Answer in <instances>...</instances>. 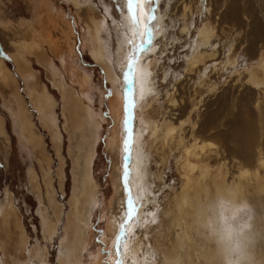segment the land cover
Here are the masks:
<instances>
[{"label": "bare ground", "instance_id": "obj_1", "mask_svg": "<svg viewBox=\"0 0 264 264\" xmlns=\"http://www.w3.org/2000/svg\"><path fill=\"white\" fill-rule=\"evenodd\" d=\"M63 1L71 3L79 9H85L87 15L85 32L88 50L93 60L102 66L104 76L111 85L112 97H110L109 101V119L112 121V128L105 143V149L115 157L116 161L113 163V172L110 179L112 180V196L110 197L108 207L111 210H117V213L114 214L112 210L106 216V231L102 238V243H104L105 248L111 249L109 260L117 264V255L119 254L120 264H169L175 258H179L181 264H217L214 249L199 234L194 226L195 206L206 194L227 186L238 187L242 194L249 200V188L247 183L245 184L240 180H234V178L230 179V181L225 180V174L222 171L224 169L222 167H220L222 170L220 168H214L213 171L212 169L210 170L212 171L211 173L208 172L207 161H210L212 158L210 155L202 154L203 150H205L203 144L207 142L202 143L199 140L200 137L198 138L201 135H195L193 129L197 120L194 123V121L190 120V116L187 115L191 111L196 110L195 106L201 100L192 103V109L189 112V106H183L185 113H181L180 117H177L178 119L176 118L174 121L171 117V108L175 107L177 101L175 99L176 97H170L168 100L169 105L166 108L167 111L159 119H153L149 113H143V118L140 120L143 125L142 133L138 130L137 120L139 119H136L132 112L136 104L138 105L142 100L149 97L150 93L155 90V85L151 79V62L150 60L147 61L146 55H155V52L160 49L159 44H161L162 48L166 44L171 43L173 33L168 31L171 26L161 28V21L157 20L158 17H153V26L149 32L150 40L137 53L135 81L131 91H129L127 87L120 84V79L115 74L116 70L114 69L118 66L120 71H123L130 52V49L127 48L128 37L132 36L133 33L127 13L125 14V11H123L121 26L115 23L114 27H112L114 44L110 48L109 39L111 32L110 27L108 28L106 18V16L110 17L108 9L110 7L107 8L104 6V14L97 15L95 13V6L91 0ZM172 1L169 0L167 6H170L169 3H172ZM37 2L36 5H33L34 15L32 21L21 20L17 23H12L10 20L0 17V28L2 30L13 29L16 32L15 36L17 38L15 39V44H13V46L15 45V51H12L10 56L16 68L15 72L25 86V92L30 100L33 111L36 113L39 124L42 129L49 132L56 155L55 157H57L60 163L59 170H57L60 186H62V181L64 180V175L62 174V170H64L62 168L64 167H61L63 165L60 156L62 135L55 116L56 100L51 96L48 89L39 83L37 72L29 64L28 57L34 53V46L38 47L39 44L46 43L45 45L49 46V50L57 54L56 57L63 66V69L64 67H70L68 68V70L71 69L70 75L76 78L73 83L70 82L74 86L66 88L63 75L56 70L52 61L43 58L37 62L49 72L52 85L60 93L63 118L65 119L63 130L66 128L69 132L68 156L71 158L72 187L68 201L69 210L66 214L65 225L62 231L63 236L58 244L57 264H85L83 263V256L85 255L83 253L87 250L88 245L89 218L92 210L98 205L97 203L99 201L98 186L94 178L93 168L98 155L97 150L100 143V131L102 129V123H104V117L102 118L100 111H97L94 107L90 92L89 77L85 72L76 71V68L73 67L72 54L74 50L73 46L68 43L70 31L72 32L73 26L68 23L67 28V25H65L62 28L64 31H61V35L58 37L60 41L51 42L52 38L49 35L47 27L39 20L38 14L40 7L38 5L41 3L38 4ZM200 3V0H175L174 4L171 5L170 8L172 17H175L174 20L178 21V19H181L183 21L182 27L179 29L180 33L184 35L189 34L194 23L192 15L196 13L194 11H196ZM193 7L195 8L190 11ZM207 7L208 9L211 8V22L209 20L196 28V36L192 42L190 53L185 57L184 72L187 75L192 74L194 76L195 85H201L205 88V91L211 93L216 91V86L213 78L209 76L210 72H214L215 75L220 71L226 73L229 70L228 75H232L242 70L239 74H246L245 80L247 79V83H251L257 91H264V0H215L212 4L208 3ZM47 9L49 12L47 21L49 23L53 22L57 16H59L60 21L65 20L64 12L59 14L53 5H49ZM1 12L0 15H2ZM256 12L257 17L254 16ZM137 15L140 20V35L141 39H143L145 22L147 20V7L142 0L138 5ZM244 16L246 18L251 17V25L248 21H244ZM112 19L111 21L114 24ZM170 23L172 24V21ZM244 28L243 36L235 43L231 39L233 31L236 30L235 33L240 34ZM222 31L228 34L230 33V37L221 45V48L217 49L213 45L212 40L218 37V33ZM103 32L106 33V37L103 36ZM57 33L59 34V32ZM155 41H160V43L157 45ZM219 41L221 42V40ZM62 43L67 53L64 51ZM72 43L74 45V42ZM17 49L21 50V53ZM166 74L167 72L164 74V80L167 78ZM17 82L13 72L0 59V84L3 86L11 84L14 87V101L11 100L12 103L4 107L7 108L5 110H7L9 118L14 125L17 140L29 155L37 150L45 157V166L41 160H38L40 164L38 165L41 169L42 181L46 189L45 197L48 206L44 207L39 198V208L45 237L48 238V241H52L62 219V209L56 201V196H54L55 193L50 181L51 160L45 152L42 136L38 132L29 111H27L20 98ZM125 94H127L128 99L126 122L124 112ZM180 99H182L181 96ZM154 100V102L158 101V99ZM197 113H194V116ZM3 122V119L0 117V137L7 140V134L4 128L5 122ZM125 124L129 133H131L129 138L125 137ZM185 125L190 127V135L184 133L186 132L184 131ZM144 133H148L149 136L150 146L147 148H144V143H142ZM129 139L131 141L130 152H125L123 141ZM235 139H237L239 146V149L235 151L245 153V156H247L248 149L250 150L251 148V141L247 139L242 141L238 136ZM157 144L159 145L155 148ZM207 144L208 146L210 144L213 146L212 143ZM153 148L158 152L157 154H160L159 158L162 165H165L169 161L167 160L168 153H171L173 149L177 150L178 156L174 160L182 179L179 190L177 192L172 190L173 197L168 202L167 208L163 211L164 220L161 219L162 221L158 220L159 217L156 215L157 207L152 214H149L150 212L146 213V217H144L145 211L142 212L144 214L142 215L140 212L141 207L139 208L140 205L142 206V199L153 193L151 191L153 184L151 178L160 181L163 179L161 176L162 170L161 172L150 173L151 171L148 167L150 166L149 162L152 155L150 150ZM257 151L259 158L258 166L255 168H263L264 170V152L262 149H258ZM121 157L124 160V166L122 167L119 161ZM254 171L255 175L253 176H255L256 181L255 191L259 195V204L262 210L260 215H256L255 223L257 228L264 233V177L261 178L257 174V170ZM124 172L131 173L130 177L127 178V184L130 185V198L135 211L133 212L134 218L128 224L126 231L121 233L120 242L117 244L116 237L120 231V224L124 219V213L126 211L125 200L128 197L125 185L121 182V177ZM243 174L246 175L247 173ZM27 179L29 185L38 191V175L31 167L27 168ZM154 198H156V195ZM9 199L10 194L6 190L4 199L0 202V264H48L45 248L28 249L27 237L22 228L18 227L19 236L17 240H14L12 223L13 221H17V218L14 217L15 208H13ZM48 208L52 210L53 217H50ZM142 216L144 217L143 220H139L142 219ZM153 220L155 221L154 223ZM17 224L19 223L17 222ZM153 224L156 225L154 226ZM148 235H153V243L151 242L152 240L150 241L148 239ZM9 248L17 254H22L26 261H18L15 253L14 255L9 254ZM139 253H141V256ZM101 254L102 252L97 250L94 255L90 256V261L87 264H103ZM256 255L258 259L264 260V237L261 238L256 247ZM156 256L159 258L158 261L155 259Z\"/></svg>", "mask_w": 264, "mask_h": 264}, {"label": "rangeland", "instance_id": "obj_2", "mask_svg": "<svg viewBox=\"0 0 264 264\" xmlns=\"http://www.w3.org/2000/svg\"><path fill=\"white\" fill-rule=\"evenodd\" d=\"M35 1H38V4H44L43 7L41 4L38 5L40 7L38 17L39 20L42 21L47 27L49 35H51L52 38L51 42H57L59 40L58 37L61 35V31H64L62 28H64L65 25H67V28L68 23L73 26L72 32L70 31L68 39V43L73 46L74 50L72 54V59L74 62L73 67L76 68V71L78 70L83 73L85 72L89 77L90 92L92 95L94 107L97 111H100L102 118L104 117V123H102V129L100 131V143L97 150L98 155L95 159L93 168V172L95 175L94 178L98 186L99 201L97 203L98 205L94 207L90 214V226L88 229L87 242L88 245L87 250L83 253V255L85 254L83 256V263L87 264V262L90 261V256L94 255L97 250H100L102 252L101 255L103 264H116L114 262L112 263V261L109 260L111 249L105 248L104 243H102V238L106 231V216H108L109 212L113 210L108 207V203L110 197L112 196V180L110 179L113 172V163L116 162L115 157L112 156L111 153L107 151V149H105V143L112 128V121L109 119V101L110 97H112L111 85L104 76L102 66L93 60L88 50V42L85 32L87 15L84 8L79 9L73 6L71 3H66L63 0H0V12L2 11V15H0V17L10 20L12 23H17L21 20L32 21V17L34 15L33 5H36ZM168 1L169 0H153L152 4L150 5L153 17H158L157 20L161 21V28H168L169 26H171L168 31H171L173 33V39L170 44L165 45L167 46L166 48L165 46H163L164 48H161V44H159L160 41H155L157 45L159 44L160 49L155 52V55H146L147 58L145 57L147 61L150 60L151 62V79L153 81V84L155 85V90L154 92L150 93L149 97L142 100L140 103H138V105L136 104V107H134L132 110L136 119H139L137 120L139 126L138 130L141 133L143 131V125L140 121L143 118V113H149L153 119H159L161 115L167 111L166 108L169 105L168 100L170 97H176L175 99L177 101L175 107L171 108V117L174 121L177 117H180L181 113H185V110H183V106H189V112L192 109V103L201 100L198 105L195 106L196 110L191 111L190 114L187 115L190 116V120L194 121V123L196 122V120L198 122L195 123L193 131L196 136L201 135L198 136V138L200 137L199 140L202 141V143L207 142L213 144V146L211 144L208 146L207 143L203 144L205 146V150H203L202 154L205 153L204 155H210L212 158L210 159V161H207L208 172L211 173L214 168L222 167L224 170H222V168L220 169L225 174V180L230 181V179L234 178V180L236 179L244 182L245 184L247 183L249 188V201L255 209L256 215H260L262 213V210L261 205L259 204V195L255 191L256 181L255 176L253 175H255L254 170H257V174L260 175L261 178L264 177L263 168H255L258 166L257 163L259 158L257 150L262 149L264 152V91H257L251 85V83H247V79L245 80L246 74H239V72L242 70H240L237 74L232 75H228L229 70H227L226 73L220 71L215 75L214 72H210L209 76L212 77L215 82V92H207L205 91V88L203 86L195 85V80L193 79L194 76L192 74L187 75V73L184 72L185 57L190 53L192 42L196 36V28L200 26V24L208 22L209 20V22H211V8L208 9L207 5L208 3L212 4L215 0H200V5L198 7L196 6L198 9L196 8V11H194L196 13H193L192 15L194 23L188 35L180 33L179 29L182 27L183 21L181 19H178V21H176L174 20L175 17H172V11L170 7L174 4L175 0H173L174 2L172 1V3H169L170 6H167ZM122 3L123 0H109V2H106V0H95V3H93L95 6V13L97 15L104 14V6H106L107 8L110 7L108 8L110 17L106 16L108 28L110 27L111 32L109 39L110 48H112L114 44L112 27H114L115 23L120 24L122 22ZM47 5H53L56 11L59 12V14L61 12H64L65 20L60 21L59 16H57L55 17V19L53 18L55 20H53L54 23H49L47 21L49 16ZM194 8L195 7L191 8L190 11H192V9ZM256 15L257 12L256 14H254V16L257 17ZM110 18L113 20L114 24L112 23ZM120 18L121 20H119ZM250 18V16L248 18L244 16V21H248L251 25L252 23ZM170 21H172V24L170 23ZM235 31L236 30L233 31L231 39L236 43L238 42V40H240L241 36H243L245 28L241 30L240 34H238L237 32L235 33ZM57 32H59V34ZM15 34L16 32L13 29L2 30L0 28V59L4 61L5 66L13 72L16 81H18L17 88L19 95L21 96L20 98L23 101L27 111H29L38 132H40L41 134L44 142L45 152L51 160L50 181L55 193L54 196H56V201L62 209V219L60 224L58 225L57 233L53 237V240L48 241V238L45 237L44 231L42 229L39 208V198L44 207L48 206L45 197L46 189L42 181L41 169L39 167L40 164L38 162V160H41V162L43 161L42 164L45 166V157L41 155L37 150L36 152L29 155L22 144L17 140V133L15 131L14 125L9 118L7 110H5L7 108L4 107L8 106V104L10 105L12 101H14V87L11 84H8L10 86H3L0 84V117L5 122L3 123L7 134V140H5L3 137H0V193H2V195H0V202L2 201V199H4L5 191L7 190L10 194V203L13 208H15L14 217L17 218V221H13L12 223L14 240H17V237L19 236L18 227L22 228L27 237L29 246L28 249L35 250L36 248H45L47 251L46 260L48 264H57L58 244L63 236L62 231L65 225V217L69 210L68 201L70 198V191L72 187L71 158L70 156H68L69 132L66 128H64L63 130L65 119L63 118L60 93L58 89L52 85L49 72L45 69L44 66L37 62L38 60L43 58L52 61L56 70L63 75L66 82V88L73 87L74 85H72V83L76 78L70 75L71 69L68 70V68L70 67H64L63 69V66L60 64L58 58L56 57L57 54H55L54 52L52 53L49 50V46L45 45L46 43L39 44L38 47L34 46V53L28 57L29 64L31 68L37 72L39 83L41 85H44L50 92L51 96H53V98L56 100L55 116L58 128L62 135V147L60 150V156L63 165H61V167H64L62 168L64 169L62 170L64 180L62 181V186H60L57 171L59 170L60 163L59 160H57V157H55L56 155L55 151L53 150L54 148L52 146L49 132H47L45 129H42L41 125L39 124L36 113L33 111L30 100L25 92V86L23 85L22 81H20L19 76L15 72L16 68L10 56L12 51H15V45L13 46L16 41L15 39L17 38ZM229 34L225 33V31L219 32V36L212 40L213 45H215L217 49L221 48V45L226 42V39L228 40V37H230ZM103 36L106 37L105 32H103ZM71 37L72 39L70 40ZM219 40H221V42ZM72 42H74V45ZM62 46L64 47V51L67 53L63 43ZM127 48H129V45H127ZM17 51H20L21 53V50L17 49ZM137 53L138 51L136 52V56ZM65 69L66 71H64ZM114 69L116 70L115 74L120 79V84L124 85L122 83V70L120 71L118 66H116ZM68 71L70 72L68 73ZM165 72H167L166 80H164ZM191 79L194 83L191 81ZM180 96L182 97V99H180ZM154 99H158V101L154 102ZM176 113H178L179 115ZM194 113L197 114H195L194 116ZM126 124L124 133L125 137L129 138L131 133H129ZM203 129H205L206 131ZM184 131H186L184 132L186 135H190L189 131H191V129L188 125H185ZM237 136L242 141L244 139L251 141V148L250 150L248 149L247 156H245V153L235 151L239 149L237 139H235L237 138ZM142 143H144V148L150 146L148 133L143 134ZM158 145L159 144H157L155 148L158 147ZM153 149L150 150L152 155L149 162L150 166L148 167L151 171L150 173H157L161 172L162 170L161 176L163 177V179L161 181L154 179V181L153 178H151V181H153L154 184V186L152 184L151 187V191L153 193L151 192L152 194L142 199V206H139V208L141 207V210H139L141 213L145 211L144 217H146V213L150 212L149 214H152L154 209L157 207L156 215H158L159 217L158 220L162 221L164 220L163 211L167 208L168 202L173 197V191L177 192L179 190L182 179L180 176V172H178V166L176 165L174 160L178 156L177 150L173 149V153L171 152L172 154L168 153L167 160L169 161L166 162L165 166L160 163V154H157L158 152L155 149L153 151ZM173 154L176 155L174 156ZM214 154L216 155V157ZM119 159L118 160L120 161L121 167L124 166L123 157ZM154 163L157 165H155ZM28 167L33 168L35 173L38 175V191L33 189L28 183ZM211 169L212 171H210ZM239 173L240 175H238ZM243 173L247 174L244 175ZM155 195L156 198H154ZM113 211L114 214L117 213V210ZM48 213L50 217H53L52 210L50 208H48ZM144 214L142 213V215ZM144 217L142 216V219L139 220H143ZM15 222L16 224L17 222L19 224L16 225ZM153 225L155 226L156 224ZM153 235L155 234L153 233ZM153 235H148V239L150 241L152 240V243L154 242L152 238ZM8 252L12 255H14L15 253L18 261H26L22 254H17L11 248L8 249ZM114 254L113 256L115 257ZM139 255L141 256V253H139ZM155 259L156 261H158V256H156Z\"/></svg>", "mask_w": 264, "mask_h": 264}, {"label": "clouds", "instance_id": "obj_3", "mask_svg": "<svg viewBox=\"0 0 264 264\" xmlns=\"http://www.w3.org/2000/svg\"><path fill=\"white\" fill-rule=\"evenodd\" d=\"M255 209L238 187L206 194L194 209V226L214 249L217 264H264L256 247L264 237L255 223ZM169 264H181L175 258Z\"/></svg>", "mask_w": 264, "mask_h": 264}, {"label": "snow or ice", "instance_id": "obj_4", "mask_svg": "<svg viewBox=\"0 0 264 264\" xmlns=\"http://www.w3.org/2000/svg\"><path fill=\"white\" fill-rule=\"evenodd\" d=\"M93 3H95V0H92ZM106 2H109V0H106ZM144 5L147 7V20L145 22V29H144V36L143 39H141L140 35V20L137 15L138 5L141 3V0H123V3L121 4V8L123 11L127 13L128 21L130 22L131 29H132V36L128 37V45H129V55L127 57V60L125 62L123 71L121 73L122 75V83L131 91L132 86L134 85L135 81V62L137 59L136 52L139 51L141 48H143L144 44L148 43L150 40V29L153 26V15H152V9L150 5L152 4L153 0H142ZM125 122L127 121V112H128V99L127 94H125ZM130 144L131 141L125 140L123 141V146L126 151L130 152ZM130 172H124L121 177L122 184L125 185L126 191L128 193V197L125 200L126 205V211L124 213V219L120 224V231L117 234L116 242L117 244L120 242L121 233H124L126 231V228L128 224L132 221L133 212L135 211V208L133 206V202L130 198L131 196V189L130 185L127 184V178L130 177ZM2 195V193H0ZM155 221L153 220V223ZM117 264H120L119 261V254L117 255Z\"/></svg>", "mask_w": 264, "mask_h": 264}]
</instances>
